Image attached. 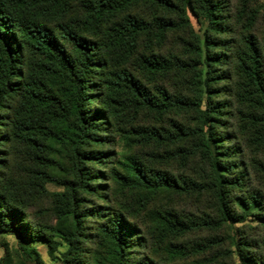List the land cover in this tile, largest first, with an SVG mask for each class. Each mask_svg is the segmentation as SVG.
Returning a JSON list of instances; mask_svg holds the SVG:
<instances>
[{
    "label": "trees",
    "instance_id": "1",
    "mask_svg": "<svg viewBox=\"0 0 264 264\" xmlns=\"http://www.w3.org/2000/svg\"><path fill=\"white\" fill-rule=\"evenodd\" d=\"M142 5L175 14L180 21L154 18L149 23L130 13ZM186 7L208 23L199 37L198 65L170 62L153 51L169 33L189 25ZM220 9L219 0H0V234L15 235L22 244L47 243L49 254L54 255L52 237L60 232L37 222L30 202L32 197L47 195L48 183L62 188L48 195L52 216L56 220L71 217L74 223L72 233H60L67 245L63 264L74 259L84 264L86 251L81 244L85 242H98L110 264H135L131 260L135 250L147 247L150 235L132 223L136 219L131 211L128 215L116 212L103 220L105 214L88 205L86 196L104 198L109 188L104 182L109 180L123 191L137 192L139 210L158 195L209 192L220 219L202 222L199 228H220L232 219L230 193L241 188L244 180L231 175L241 168L229 163L224 166L221 149L215 152L212 146L219 148L222 142L214 139V130L222 125L225 111L220 104L211 103L201 110L203 95L209 100L217 95L213 84L221 79L212 72L220 56L210 55L217 46L210 36L225 32ZM241 54L237 70L243 83L238 99L258 112L248 118L264 123V51L249 36ZM176 68L182 73L199 70L191 84L195 101L174 97L164 89L153 94L137 75L154 80ZM143 111L159 123L173 111L195 112L199 125L193 129L178 125L175 131L161 132L126 127L120 118L126 112L127 118H136ZM114 131L132 147L142 144L141 138L158 149L194 141L192 149L167 151L166 156L169 160L180 156L186 162L198 157L209 169L208 180L185 182L170 177L148 167L136 155L121 163L125 175L114 169L106 175L101 170L107 168L112 152L102 150L113 140L106 134ZM9 146H14L19 158L33 163L23 168L25 177L19 181L16 172L13 178L3 173L9 169ZM257 204L253 198L246 207ZM93 218L103 221L95 233H87L86 223ZM150 219L162 239L178 238L192 230L165 209ZM21 248L28 259L43 264L35 249ZM178 254L183 252H175ZM136 264L157 263L142 257Z\"/></svg>",
    "mask_w": 264,
    "mask_h": 264
},
{
    "label": "rangeland",
    "instance_id": "2",
    "mask_svg": "<svg viewBox=\"0 0 264 264\" xmlns=\"http://www.w3.org/2000/svg\"><path fill=\"white\" fill-rule=\"evenodd\" d=\"M219 6L225 32L223 35L210 36V39L217 43L216 48L210 50V55L220 56V62L212 68V72L213 75H219L221 79L213 84V89L218 91L217 95H213L210 100L207 99L208 95H203L201 110L205 111L210 103L220 104L224 108V116L221 118L222 125L214 130V139H220L219 141L222 142H219V148L215 147V144L212 146L215 152L221 149L223 153L221 160L224 166L229 163L241 168V172L233 171L231 177L239 179L243 176V186L231 190L232 219L220 228L209 229L199 228V226L202 222H218L220 219V212L212 193L188 196L158 195L148 202L146 208L139 210L135 203L139 197L137 192L123 191L110 180L104 182L109 187L105 191L104 198L86 196L88 205L98 207L100 212L105 214L103 220L116 212L128 215L131 211L136 219L135 223H132L150 235L147 247L137 248L131 257L135 264L142 257L152 259L157 264H264V123L262 121L253 122L247 117L250 114H258V112L238 99L241 93L240 84L243 80L237 70L239 56H243L241 53L245 49L247 37H254L264 51V0H219ZM130 13L149 23L154 18L180 21L175 14H166L146 5L139 6ZM185 13L189 25L169 33L164 43L154 46L153 51L155 55L170 62L175 63L176 60H180L189 65H198L199 37L207 28L208 23L190 7H186ZM200 68L201 66L198 69ZM198 72L199 70L192 68L182 73L176 68L170 74L154 80H147L144 76L137 75L153 94H157L159 89H164L174 97H187L195 101L197 99L195 88L191 84L197 80ZM126 116H128L127 112L120 117L126 127L132 125L142 129L156 128L161 132L175 131L174 127L178 125L190 129L199 125L198 114L195 112L173 111L162 123L157 122L151 114L145 111L140 112L136 118ZM106 135L113 137L108 146L102 150L112 152L110 159L107 160L109 163L107 168L101 170L106 175H109L110 169L125 175L121 163H124L128 157L136 155L148 167L165 172L170 177L185 182L203 183L208 180L209 169L200 162L198 157L186 162L180 156L173 160H169L168 155L166 156L167 151L179 153L182 149H192L194 141L158 149L154 147V144L142 138L140 139L143 141L142 144L132 147L115 131ZM7 150L12 156L10 155L8 159L9 169L3 170V173L6 178H10L11 174L13 178V172H16L15 178L19 181L22 176L25 177L23 168L27 165L32 167L33 163L26 161L24 157L19 158L14 146H9ZM225 156L229 158H224ZM94 167L101 169L99 166ZM54 173L60 174L59 171H54ZM45 190L47 191L46 196L30 199L31 210L36 221L62 234L72 233L74 230L72 218L56 220L51 212L52 204L48 195L61 192L62 188L48 183L45 184ZM253 198L258 202L256 207H246ZM130 206L132 209H129ZM164 209L173 213L192 230L178 238L162 239L155 233L150 218L152 214ZM100 219L88 220L87 233L96 232L97 225L103 221ZM60 233H55L52 237L55 242L53 256L49 254L47 243L27 241L22 244L15 235L0 234V264H5V259L9 260V264H36L25 256L21 246L35 249L40 254L43 264H63V253L67 251V245L64 236ZM81 246L86 251L82 256L84 264H110L107 261L105 249L98 242H85ZM175 252H183V254L175 256ZM70 264L80 263L74 259Z\"/></svg>",
    "mask_w": 264,
    "mask_h": 264
}]
</instances>
